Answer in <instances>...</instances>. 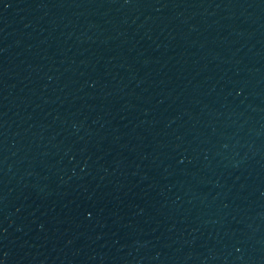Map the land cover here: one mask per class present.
<instances>
[{"label":"water","instance_id":"obj_1","mask_svg":"<svg viewBox=\"0 0 264 264\" xmlns=\"http://www.w3.org/2000/svg\"><path fill=\"white\" fill-rule=\"evenodd\" d=\"M0 264H264V0H0Z\"/></svg>","mask_w":264,"mask_h":264}]
</instances>
